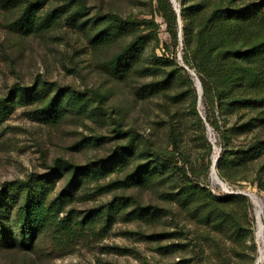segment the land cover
<instances>
[{
    "label": "rangeland",
    "instance_id": "obj_1",
    "mask_svg": "<svg viewBox=\"0 0 264 264\" xmlns=\"http://www.w3.org/2000/svg\"><path fill=\"white\" fill-rule=\"evenodd\" d=\"M19 1L24 0H0V99L9 96L17 83L27 87L48 83L55 91L60 87L96 89L105 96V110L99 120L81 119L70 114L62 123L51 124L36 118L35 110L42 107L37 98L21 97L14 90L6 112L0 118V190L15 180H33L35 183L37 179L50 177L49 185H54V196L58 195L67 183V175L53 173L56 160L64 158L83 165L113 155L119 145L127 142V138L119 137L116 132L115 120H119L124 129L133 128L143 138L152 139L169 151L175 149L174 141H178L185 151L188 167L200 170L203 184L214 194L246 196L251 203L248 212L251 228H241L244 231L236 233L231 226L218 228L204 218L208 211L204 200H201L199 209L193 211L197 202H190L185 207L172 198L171 189L158 185L148 188L130 186L91 198L97 187L95 182L90 183L68 209L84 217L90 210L108 203L115 194H125L142 205L156 206L158 218L154 221H118L108 235L88 234L72 241L70 247L59 246L52 233L45 232L33 244L1 247L0 264H255L260 251L263 252L261 264H264V234L263 237L259 235L260 226H264V188L260 184V181L264 182V157L249 162L234 179L223 178L218 162L226 142L207 122L202 98L197 111L204 119L205 131L193 112L191 97L182 96L178 88L143 90L161 80L163 70L152 71L149 75L136 73L130 79L117 80L101 65L125 42L121 40L96 54L89 44L91 30L67 20L48 33L21 35L13 25L22 9ZM64 1L54 0L50 2L53 3L51 7ZM85 2L90 9L83 19L95 17L98 9L114 11L130 19L155 18L160 24V45L157 41L151 42L150 56H162L163 43L171 41L167 25L152 0ZM174 5L183 27L181 2L174 0ZM49 7L47 4L46 9ZM141 29L143 33L149 32L145 25ZM178 60L184 64L182 47ZM189 71L197 85L195 71ZM253 114L242 109L222 117L221 124L228 128L246 121ZM256 133L254 130L236 135L232 143L236 147L245 145L256 138ZM260 134L264 135V128L260 129ZM208 143L212 147L209 156ZM215 158L218 161L217 178L222 183L212 173ZM210 159L212 165L206 176L205 166ZM116 177L117 173H113L107 180ZM230 206L238 213L239 226H247L242 206L237 203ZM212 217L214 219V215ZM241 232L250 234L248 238H241L238 236ZM154 233L161 234L160 238L147 237ZM118 247L128 250L120 254L115 251Z\"/></svg>",
    "mask_w": 264,
    "mask_h": 264
},
{
    "label": "trees",
    "instance_id": "obj_2",
    "mask_svg": "<svg viewBox=\"0 0 264 264\" xmlns=\"http://www.w3.org/2000/svg\"><path fill=\"white\" fill-rule=\"evenodd\" d=\"M52 1H19L22 9L13 22L15 30L21 35L48 33L63 20L71 21L91 30L89 44L96 54L122 40L124 45L100 64L117 80L130 79L136 73L149 75L152 71L163 70L162 79L143 90L178 88L182 96L191 97L193 112L205 131L204 119L197 111L202 98L207 122L226 142L218 162L223 178L234 179L249 162L264 157V135L260 134V129L264 128V0H179L183 27L173 0H152L171 37L170 42L163 43L162 56L153 54L152 57L148 52L151 42L157 41L160 45V24L155 18L130 19L114 11L98 9L95 17L83 19L90 9L85 0H65L55 7H51ZM47 4L49 9H46ZM143 25L149 32L143 33ZM180 47L184 64L178 60ZM189 69L195 71L201 82L202 97ZM14 90L21 97L37 98L42 107L35 110L36 118L51 124L62 123L70 114L81 119L99 120L105 110V96L93 88L60 87L55 91L48 83L30 87L17 83L9 96L0 99V118H3ZM242 109L254 114L240 124L223 128L221 118ZM115 122L117 134L127 138V142L119 145L113 155L83 165L64 158L56 160L53 173L67 175V183L58 195L54 196V185H49L50 177L37 179L35 183L33 180H15L4 185L0 190V248L33 244L45 232L52 233L59 246L70 247L72 241L88 234L108 235L118 221H154L158 218L156 206L142 205L125 194H115L108 203L90 210L84 217L68 209L79 194L95 182L97 187L91 198L130 186L168 187L172 198L183 206L197 202L193 211H197L204 200L208 208L204 218L216 227L231 226L234 233L244 231L241 228L250 230L248 212L251 203L248 198L242 194L218 196L209 190L202 182L200 170L188 167L185 151L178 141H174L175 149L169 151L154 140L143 138L133 128L124 129L122 121ZM254 130L257 133L252 141L237 147L233 145L234 136ZM207 149L209 156L212 152L209 143ZM211 165L210 159L204 168L206 176ZM113 173H117V177L107 180ZM260 184L264 188V182L260 181ZM232 203L242 206L247 226H239L241 221L237 211L230 206ZM249 234L241 232L238 236L248 238ZM160 236L159 233L147 235L154 239ZM127 250L123 247L115 249L120 254Z\"/></svg>",
    "mask_w": 264,
    "mask_h": 264
},
{
    "label": "bare ground",
    "instance_id": "obj_3",
    "mask_svg": "<svg viewBox=\"0 0 264 264\" xmlns=\"http://www.w3.org/2000/svg\"><path fill=\"white\" fill-rule=\"evenodd\" d=\"M212 173H213V176L215 177V179H217V180H219V182L220 183H222V181L220 180V179H218L219 177H218V173H217V160H216V158L214 159V162H213V165H212ZM218 177V178H217ZM254 198H256L255 197V195H252ZM263 225V224H262ZM264 232V226H260V231H259V235L261 236V237H263V233ZM263 252L262 251H260V256L258 257V259H257V261H256V263L255 264H261V262H262V259H263V254H262Z\"/></svg>",
    "mask_w": 264,
    "mask_h": 264
},
{
    "label": "water",
    "instance_id": "obj_4",
    "mask_svg": "<svg viewBox=\"0 0 264 264\" xmlns=\"http://www.w3.org/2000/svg\"><path fill=\"white\" fill-rule=\"evenodd\" d=\"M173 2H174V0H173ZM198 87H199L200 97H202V86H201V82L199 79H198Z\"/></svg>",
    "mask_w": 264,
    "mask_h": 264
}]
</instances>
